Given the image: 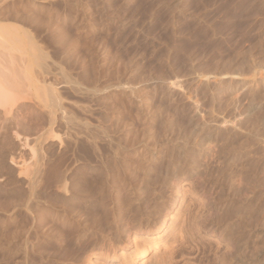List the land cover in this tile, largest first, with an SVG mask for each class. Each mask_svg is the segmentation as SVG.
Listing matches in <instances>:
<instances>
[{"label": "rangeland", "instance_id": "obj_1", "mask_svg": "<svg viewBox=\"0 0 264 264\" xmlns=\"http://www.w3.org/2000/svg\"><path fill=\"white\" fill-rule=\"evenodd\" d=\"M195 167L264 264V0H0L1 260L61 237L56 264H212L209 235L177 246Z\"/></svg>", "mask_w": 264, "mask_h": 264}, {"label": "bare ground", "instance_id": "obj_2", "mask_svg": "<svg viewBox=\"0 0 264 264\" xmlns=\"http://www.w3.org/2000/svg\"><path fill=\"white\" fill-rule=\"evenodd\" d=\"M212 151V150H211ZM211 153V152H210ZM209 153V154H210ZM212 156V155H211ZM202 166V165H201ZM198 167V166H197ZM197 167H195V168H193V170L195 169V170H198L197 169ZM199 167H200V165H199ZM198 167V168H199ZM202 169V168H201ZM194 170V172L196 173V176L194 177L193 176V174H194V172L191 170L190 172H192V176L194 177V178H196V180L194 179V178H192L194 181H196L194 184H193V182H192V184L194 185L193 187H194V189L195 190H197V192L196 193H200V195L202 196V201L200 200V208H194V209H199V210H193V211H195V212H197L196 213V215H195V217H194V219H192V221L194 222V224L192 223V225H190V226H192L193 228H191V227H188L187 229H186V232H188V236L189 237H186V236H182L181 235V233H180V231L178 230V231H176V234H179L180 235V240H179V242H178V244H177V246L178 245H180V246H183V245H185L186 244V242H187V240H191V242H194V241H196V240H194L195 238L194 237H190V231L192 230L193 231V233H194V230H197L198 232L199 231H201L202 233H204L206 236L207 235H209V236H211V237H209L208 236V238H211V239H214L215 240V243H214V246L213 247H208L209 249V251L210 252H212V256H213V259H212V264H255V260H257V258L255 257V255L257 256V254L255 253V252H259V251H255L256 250V244H254V240L252 241V239L251 238H254V237H228V235H227V233L225 232L226 230H225V227H224V229L222 228L223 226V224L221 225L220 223H221V220L222 219H224L225 217H224V213L221 215L222 217H220V213H218V211H217V205H216V202L214 201H212L208 196H206L205 195V192L203 191V189H202V187L204 186V185H202V183L203 182H201V181H203V180H201V179H204V181H205V178H200V175L198 174L197 175V172ZM199 170H200V168H199ZM204 169H202V171H203ZM188 171V170H187ZM199 172H201V171H199ZM240 172V171H239ZM184 173V172H183ZM189 173V172H188ZM188 173H186V171H185V173H184V175L186 174H188ZM180 174H182V173H180ZM200 174H205V172L203 173H200ZM240 174V173H239ZM178 175V174H177ZM183 175V176H184ZM237 175V174H236ZM245 175V174H244ZM182 176V175H181ZM183 176H182V178H183ZM203 177L205 176V175H202ZM242 176V175H241ZM240 176V177H241ZM116 177V176H115ZM118 177V176H117ZM180 176H178V177H175L174 179L172 178V180H171V182L173 183L172 185H173V187L172 188H174L175 190L177 189V193H179L180 194V192H179V181H181L182 179H180L179 178ZM187 177L188 176H184V178L183 179H187ZM236 177V176H235ZM245 178V177H244ZM180 179V180H179ZM247 179H249V178H247ZM143 180H145V179H143ZM241 180H243V179H238V181H233V182H238L237 184H239V185H242L241 184ZM246 180V179H245ZM186 181V180H185ZM187 181H188V179H187ZM247 181V180H246ZM245 181V182H246ZM249 182V181H248ZM251 183V182H250ZM250 183H247V186L248 185H250ZM144 184V183H143ZM236 184V185H237ZM142 185V184H141ZM239 185H237V186H239ZM237 186H236V188H237ZM243 186H245L244 184H243ZM193 187H192V189H193ZM205 187H206V185H205ZM239 187H241V186H239ZM238 187V188H239ZM141 188V187H140ZM139 188V189H140ZM238 188H237V191L236 190H234V195L233 196H240V194H241V191H244V190H241L240 188H239V190H241L240 191V194H237V192H239L238 191ZM232 189V188H231ZM190 190V189H189ZM247 190V189H246ZM188 191V190H187ZM235 191H236V194H235ZM248 191V190H247ZM182 193V192H181ZM188 193V192H187ZM207 195L208 194H210V193H208V190H207ZM28 194H33V193H31V192H29ZM178 194V195H179ZM185 194H186V192H185ZM185 194H182V195H185ZM243 194L245 195V193L243 192ZM242 194V195H243ZM199 195V194H198ZM211 195V194H210ZM213 195V194H212ZM231 195V196H232ZM243 195V196H244ZM28 196V195H27ZM32 196V195H31ZM242 196V197H243ZM86 197V196H85ZM180 197H182V196H180ZM214 197V196H213ZM245 197H246V195H245ZM172 198V197H171ZM214 198H216V197H214ZM236 198L237 197H235V200H236ZM28 199H29V197L27 198V200L25 199V204H27L26 203V201L28 202ZM213 199V198H212ZM231 199V198H230ZM190 200H192V199H190ZM203 200L205 201V202H203ZM233 200H234V198H233ZM238 200H240L239 198H238ZM242 200V199H241ZM176 201V199H174V200H172L171 201V199H170V202H171V204H170V206L172 205V203H174ZM203 202V203H202ZM219 202V201H218ZM189 203H190V201H189ZM192 205V204H191ZM26 206V205H25ZM194 206V205H193ZM197 206V205H196ZM40 207V206H39ZM188 207H190V206H188ZM187 207V205H186V209L188 208ZM195 207V206H194ZM170 208V207H169ZM168 208V209H169ZM41 209V208H40ZM43 209V208H42ZM189 209H192L191 207L189 208ZM149 210V209H148ZM37 211V210H36ZM48 210L46 209L45 210V208H44V210H40L38 213L36 212V213H34L35 215V217H33V218H35V220L37 221V222H42L43 220H45L44 218H46L45 216H47V212ZM150 211V210H149ZM190 211V210H189ZM193 211H190L191 213L193 212ZM148 212V211H147ZM151 212H152V210H151ZM225 212V211H224ZM143 212H141L140 213V216H141V214H142ZM189 213V212H188ZM194 213V212H193ZM227 213V212H226ZM231 213V212H230ZM139 213L137 212V215H138ZM144 214V213H143ZM145 214H148V213H146L145 212ZM50 215V214H49ZM149 215H152V214H150L149 213ZM149 215H146V217L147 216H149ZM189 215H190V213H189ZM228 215H230V214H228ZM143 216V215H142ZM142 216H141V218H142ZM153 216V215H152ZM192 216V215H191ZM225 216H227V215H225ZM231 216V215H230ZM55 217V216H54ZM53 217V218H54ZM139 217V216H138ZM144 217V216H143ZM150 217V216H149ZM148 217V220L149 219H151V217L149 218ZM166 217H168V212H167V209L166 210H164V212L162 213L161 212V215H160V218L159 217H157V219H158V221L156 222L155 221V224L154 225H152V227L153 228H155L157 225H158V229L160 228V227H162V226H164L165 225V223H166ZM49 218V217H48ZM48 218H46V220L48 219ZM52 218V219H53ZM58 218V217H57ZM57 218H55L54 220H56ZM139 219V222H137V223H139L140 224V222L143 220V219ZM153 219H154V217H152ZM193 218V217H192ZM174 219V218H173ZM173 219H171V220H173ZM191 219V218H190ZM170 220V219H169ZM188 220H189V216H188ZM57 221H59V220H57ZM154 220H152V222H153ZM190 221V220H189ZM45 222V221H44ZM151 222V221H150ZM142 223V222H141ZM139 224L137 225V226H133V225H131L130 226V224H129V226H128V230H127V232L126 233H128L129 235H131L130 237H129V235H128V237H129V239H128V241H129V243H134V247L136 248L137 247V240H139L138 239V235H142V234H148V229L146 230H144V228H141L140 226H139ZM152 224V223H151ZM149 225V224H148ZM220 225V226H219ZM226 225V224H225ZM150 227H151V225H150ZM148 228H149V226H148ZM166 228V227H165ZM227 228V227H226ZM150 229H152V228H150ZM149 229V230H150ZM157 229V228H156ZM194 229V230H193ZM155 230V229H154ZM151 231V230H150ZM200 232V233H201ZM139 233V234H138ZM152 233V232H151ZM154 233V232H153ZM196 233V232H195ZM158 234V233H157ZM160 234V233H159ZM186 235H187V233H185ZM193 234H191V236H192ZM195 235V234H194ZM154 236V235H153ZM153 236H151V237H149V238H151L150 240H148V241H146L147 243H148V245H149V248H151L152 250H155L154 248L158 245V242H157V239L156 238H152ZM159 236V235H158ZM127 235H126V239L125 240H127ZM132 237V238H131ZM143 237V236H142ZM157 237V236H156ZM19 238V237H18ZM37 238V237H36ZM39 238V237H38ZM79 238V237H78ZM81 238V237H80ZM145 238V237H144ZM194 238V239H193ZM243 238V239H242ZM31 239H32V237H31ZM30 239V237H24V238H22V240H21V249H20V251H16L15 253H13V254H18L19 252L22 254V257H23V261L21 262L22 264H29V258L32 256V255H34V256H36V257H38V258H40L41 260H43L44 259V261H45V259L47 260V262H49V263H52V264H56V260H58V258H60L59 257V251H60V249H61V247H62V243H61V240L63 239V238H61V237H41V238H39L40 239V241H38V242H35L36 241V239H34V237H33V239H34V241H32ZM68 239V238H67ZM70 239V238H69ZM90 239V238H89ZM147 239V238H146ZM145 239V240H146ZM202 239V238H201ZM242 239V240H241ZM245 239V240H244ZM1 240V239H0ZM19 240V239H18ZM76 240V239H75ZM74 240V241H75ZM143 241H144V239H142ZM3 241V240H2ZM65 241V240H64ZM77 241V240H76ZM79 241H80V239H79ZM83 241V240H82ZM143 241L141 242V243H143ZM34 242V243H33ZM86 242V241H85ZM135 242H137V243H135ZM0 243H2L1 241H0ZM83 243V242H82ZM89 243V242H88ZM87 243V244H88ZM141 243H140V245H141ZM147 243L146 244H144V246H143V248H142V250L140 251V254H139V257L141 258L145 253H146V251H147ZM8 244V243H7ZM78 244V243H77ZM11 245V244H10ZM74 245V244H73ZM125 245V244H124ZM126 245H127V243H126ZM138 245H139V243H138ZM139 245V246H140ZM143 245V244H142ZM1 246V245H0ZM2 246H7L6 245V243H5V245L4 244H2ZM66 246V245H65ZM101 246H103V245H101ZM138 246V249H141L140 247ZM176 246V245H175ZM174 246V247H175ZM176 246V247H177ZM142 247V246H141ZM12 248H13V246H12ZM12 248H11V250H12ZM91 248V247H90ZM6 249H8V248H6ZM10 250V249H9ZM9 250H7V252L9 251ZM3 251H6V250H4L2 247H1V250H0V253H2ZM12 252V251H11ZM85 252V251H84ZM3 254V253H2ZM12 254V253H11ZM120 254H124L123 252H121ZM6 256H7V254H6ZM13 259V257H14V255H13V257L9 254L8 255V258H10V257ZM17 256V255H16ZM19 256V255H18ZM21 256V255H20ZM20 256L18 257V258H20ZM0 257H1V255H0ZM2 257H3V255H2ZM74 257V256H73ZM254 257L256 258V259H254ZM17 258V257H16ZM17 258V259H18ZM15 259V258H14ZM30 259H34V258H30ZM37 259V258H36ZM8 260H10V259H8ZM6 258L4 259V257H3V260H1L0 259V264H10L11 263V261L9 262ZM21 261V260H20ZM53 261V262H52ZM4 262V263H3ZM14 262V261H13ZM16 262V263H15ZM15 262L13 263V264H21V263H19V260H15ZM39 263H40V261H38ZM58 262V261H57ZM38 263V264H39ZM12 264V263H11ZM42 264V263H41ZM44 264H47L46 262L44 263Z\"/></svg>", "mask_w": 264, "mask_h": 264}]
</instances>
